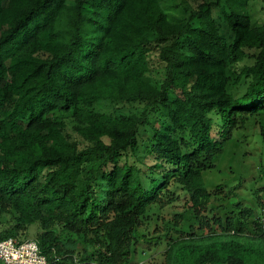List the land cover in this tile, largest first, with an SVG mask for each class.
<instances>
[{
  "label": "trees",
  "instance_id": "1",
  "mask_svg": "<svg viewBox=\"0 0 264 264\" xmlns=\"http://www.w3.org/2000/svg\"><path fill=\"white\" fill-rule=\"evenodd\" d=\"M161 1L0 0V239L35 238L50 264H141L140 242L160 264H264L263 191L257 213L202 181L264 114V0L260 21L210 0L179 22ZM175 188L188 211L152 241Z\"/></svg>",
  "mask_w": 264,
  "mask_h": 264
},
{
  "label": "rangeland",
  "instance_id": "2",
  "mask_svg": "<svg viewBox=\"0 0 264 264\" xmlns=\"http://www.w3.org/2000/svg\"><path fill=\"white\" fill-rule=\"evenodd\" d=\"M203 1L210 0H162L161 4L167 16L172 22H179L185 19L190 9L196 8ZM261 0H251L254 18L258 21L262 19L260 11ZM221 9L214 11L215 17H220ZM221 33L227 41H230V30L225 27L224 19L218 18ZM152 58L155 55L152 53ZM106 110L112 108L105 105ZM125 111V110H123ZM66 123V132L72 137L77 138L75 133L76 122L71 116L63 117ZM264 125V114L253 116L243 128L235 131L233 138L226 144L224 151L215 163V167L205 170L202 173L203 186L211 190L216 185H223L227 191L235 187L237 198L245 205L256 208L255 201L258 193H264V136L260 134V126ZM215 188V187H214ZM174 193L165 198L162 206H154L151 219L145 226L146 236L152 241L157 237L165 223L172 220L176 213H187L190 205L188 196L179 188H175ZM223 195V193H221ZM263 195V194H262ZM233 196H231L232 198ZM264 196H262L263 198ZM216 206V201H214ZM218 215V210H215ZM37 230L35 223L29 225L28 231L34 237ZM220 231V228H217ZM162 245L154 246L152 242H140L135 247L134 261L138 263L151 262L160 264L162 262ZM0 264L2 262L0 261Z\"/></svg>",
  "mask_w": 264,
  "mask_h": 264
},
{
  "label": "built area",
  "instance_id": "3",
  "mask_svg": "<svg viewBox=\"0 0 264 264\" xmlns=\"http://www.w3.org/2000/svg\"><path fill=\"white\" fill-rule=\"evenodd\" d=\"M0 261L3 264H50L35 238L20 242L14 237L0 239Z\"/></svg>",
  "mask_w": 264,
  "mask_h": 264
}]
</instances>
